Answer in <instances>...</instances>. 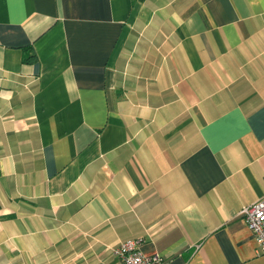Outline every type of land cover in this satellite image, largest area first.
I'll list each match as a JSON object with an SVG mask.
<instances>
[{
  "label": "crops",
  "instance_id": "0c3cea01",
  "mask_svg": "<svg viewBox=\"0 0 264 264\" xmlns=\"http://www.w3.org/2000/svg\"><path fill=\"white\" fill-rule=\"evenodd\" d=\"M263 197L264 0H0V264H264Z\"/></svg>",
  "mask_w": 264,
  "mask_h": 264
},
{
  "label": "built area",
  "instance_id": "2783aa9c",
  "mask_svg": "<svg viewBox=\"0 0 264 264\" xmlns=\"http://www.w3.org/2000/svg\"><path fill=\"white\" fill-rule=\"evenodd\" d=\"M245 226L253 234L258 252L264 253V197L239 210ZM142 239L133 238L120 242L112 249L121 264H162L163 257L156 252H145Z\"/></svg>",
  "mask_w": 264,
  "mask_h": 264
},
{
  "label": "trees",
  "instance_id": "16d2710c",
  "mask_svg": "<svg viewBox=\"0 0 264 264\" xmlns=\"http://www.w3.org/2000/svg\"><path fill=\"white\" fill-rule=\"evenodd\" d=\"M26 54H27L26 52H23V60H30L32 58V54H28L27 56Z\"/></svg>",
  "mask_w": 264,
  "mask_h": 264
}]
</instances>
